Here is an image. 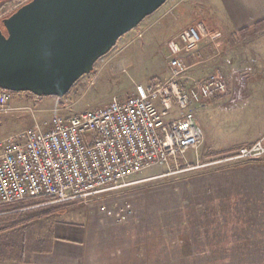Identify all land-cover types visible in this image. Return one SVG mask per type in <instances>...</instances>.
<instances>
[{"label":"built area","instance_id":"1","mask_svg":"<svg viewBox=\"0 0 264 264\" xmlns=\"http://www.w3.org/2000/svg\"><path fill=\"white\" fill-rule=\"evenodd\" d=\"M223 44V34L202 19L167 42L170 77L165 82L137 85L123 99L0 139V205L44 197L50 203L88 205L139 182L133 178L155 166L185 173L264 158V135L229 153L206 159L200 154L205 131L196 113L230 93L233 74L239 87L223 107H235L250 68L228 78L220 66L188 85L181 79L189 70L188 59H197L205 45L218 57ZM10 95L0 88V114L10 111ZM174 109L179 114H172Z\"/></svg>","mask_w":264,"mask_h":264},{"label":"rangeland","instance_id":"2","mask_svg":"<svg viewBox=\"0 0 264 264\" xmlns=\"http://www.w3.org/2000/svg\"><path fill=\"white\" fill-rule=\"evenodd\" d=\"M29 1L10 0L4 8L0 5V28L4 32L6 28L2 19L17 10L15 5ZM212 1L168 0L119 38L116 45L95 63L93 71L82 76L64 97L9 91L10 111L0 114V139L32 128L37 123H51L58 116L67 118L123 99L137 85L165 82L170 77L166 61L167 42L185 27L202 19L209 28L224 33L225 45L218 57H214L213 49L205 45L197 59H188L190 67L181 83L188 85L205 78L220 66L225 70L227 27L219 25ZM211 7L215 14H212ZM221 21L225 22L223 17ZM242 51L243 45H240V63L244 62ZM223 109L218 113H233ZM172 114H179L178 110L174 109ZM196 115L203 121L204 114L197 112ZM195 172L180 173L177 168L168 170L166 166H155L133 178L139 182L103 195L88 205L80 200L51 204L21 213V216L17 215L21 218L15 216L10 223L14 219L31 223L16 236L18 243L25 247L26 255L32 250H49L53 239L58 236L65 240L62 242L68 243V240H83L87 237L85 233H89L83 243L89 248L87 262L90 264H205L209 260L199 258L196 263L194 260L182 263L179 259V179L186 173L193 175ZM38 201L42 199H30L10 206V209ZM5 208L0 205V210ZM50 211L55 215L37 222ZM59 221L63 223L62 228L54 224Z\"/></svg>","mask_w":264,"mask_h":264},{"label":"crops","instance_id":"3","mask_svg":"<svg viewBox=\"0 0 264 264\" xmlns=\"http://www.w3.org/2000/svg\"><path fill=\"white\" fill-rule=\"evenodd\" d=\"M211 6L216 10L219 25L227 27L228 78L237 69L250 68V71L246 72L242 100L235 107L225 109L233 113L218 112L224 111V104L239 87L235 74L229 79L230 93L210 101L208 109L200 111L204 114L203 121L198 118L205 130L200 148L203 159L232 152L264 135V32L240 33L264 19V0H213ZM223 40L224 46V37ZM240 45H243L240 52L243 63L238 61ZM25 201L5 204L6 208L0 210V264H90L89 248L83 243L89 233H85L87 237L83 240H68V243L58 236L49 250H32L26 255L16 236L31 223L23 219L10 223V220L56 203L38 201L10 209ZM179 206L182 263L184 260L196 263L201 258L209 260L205 264H264V158L180 176ZM53 215L50 211L37 222ZM54 224L63 226L61 221Z\"/></svg>","mask_w":264,"mask_h":264},{"label":"water","instance_id":"4","mask_svg":"<svg viewBox=\"0 0 264 264\" xmlns=\"http://www.w3.org/2000/svg\"><path fill=\"white\" fill-rule=\"evenodd\" d=\"M5 0H0V2ZM168 0H31L0 28V88L64 97Z\"/></svg>","mask_w":264,"mask_h":264},{"label":"trees","instance_id":"5","mask_svg":"<svg viewBox=\"0 0 264 264\" xmlns=\"http://www.w3.org/2000/svg\"><path fill=\"white\" fill-rule=\"evenodd\" d=\"M6 5H7V3L2 5L1 8H4ZM263 30H264V19L259 21V22H257V23H255L254 25H252V26H250L248 28L242 29L240 31V33L256 35V34H258L259 32H261ZM41 199L44 202H50L51 201V199L49 197H44V198H41Z\"/></svg>","mask_w":264,"mask_h":264},{"label":"flooded vegetation","instance_id":"6","mask_svg":"<svg viewBox=\"0 0 264 264\" xmlns=\"http://www.w3.org/2000/svg\"><path fill=\"white\" fill-rule=\"evenodd\" d=\"M10 0H5V1H2V2H0V5H3V4H5V3H7V2H9ZM10 15H8V16H6V17H9ZM5 17V18H6ZM5 18H3L2 20H4Z\"/></svg>","mask_w":264,"mask_h":264}]
</instances>
